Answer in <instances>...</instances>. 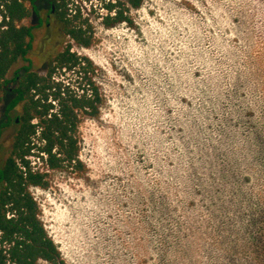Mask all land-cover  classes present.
<instances>
[{
    "label": "rangeland",
    "instance_id": "1",
    "mask_svg": "<svg viewBox=\"0 0 264 264\" xmlns=\"http://www.w3.org/2000/svg\"><path fill=\"white\" fill-rule=\"evenodd\" d=\"M70 1L103 103L79 125L83 169L30 188L63 264H264V0H144L112 27ZM55 38L34 31L40 72Z\"/></svg>",
    "mask_w": 264,
    "mask_h": 264
},
{
    "label": "trees",
    "instance_id": "2",
    "mask_svg": "<svg viewBox=\"0 0 264 264\" xmlns=\"http://www.w3.org/2000/svg\"><path fill=\"white\" fill-rule=\"evenodd\" d=\"M37 1L0 0V105L5 93L11 96L5 105L6 120L0 124V151L3 129L13 125L0 163V264H63L30 188L46 189L50 171L83 169L79 125L96 117L103 103L93 62L71 50L69 42L92 45L89 14L73 8L70 0H56L50 18L46 14L43 18L46 12ZM143 1L99 0L102 25H130L131 9ZM32 16H37L36 23H29ZM43 25L54 31L58 45L40 72L28 54L35 29Z\"/></svg>",
    "mask_w": 264,
    "mask_h": 264
},
{
    "label": "flooded vegetation",
    "instance_id": "3",
    "mask_svg": "<svg viewBox=\"0 0 264 264\" xmlns=\"http://www.w3.org/2000/svg\"><path fill=\"white\" fill-rule=\"evenodd\" d=\"M45 1V5L44 6H39L38 8L41 9L42 11H45L46 13V17L50 18V15L53 13L54 11V7H55V2L56 0H44ZM39 0L37 1L38 4ZM47 11H50L49 13H47ZM48 25V24H47Z\"/></svg>",
    "mask_w": 264,
    "mask_h": 264
}]
</instances>
